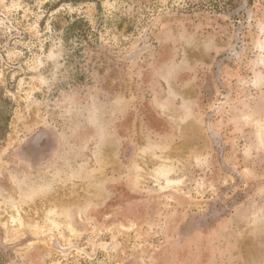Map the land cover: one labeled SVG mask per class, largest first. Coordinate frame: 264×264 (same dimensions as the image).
I'll return each instance as SVG.
<instances>
[{
	"label": "rangeland",
	"instance_id": "1",
	"mask_svg": "<svg viewBox=\"0 0 264 264\" xmlns=\"http://www.w3.org/2000/svg\"><path fill=\"white\" fill-rule=\"evenodd\" d=\"M0 97V264H264V0H0Z\"/></svg>",
	"mask_w": 264,
	"mask_h": 264
},
{
	"label": "trees",
	"instance_id": "2",
	"mask_svg": "<svg viewBox=\"0 0 264 264\" xmlns=\"http://www.w3.org/2000/svg\"><path fill=\"white\" fill-rule=\"evenodd\" d=\"M0 100L3 101V99H2L1 97H0ZM6 103H7V102H6ZM5 126H6V124H5ZM4 131H5V127H4V125L2 124V125L0 126V136H3Z\"/></svg>",
	"mask_w": 264,
	"mask_h": 264
},
{
	"label": "bare ground",
	"instance_id": "3",
	"mask_svg": "<svg viewBox=\"0 0 264 264\" xmlns=\"http://www.w3.org/2000/svg\"><path fill=\"white\" fill-rule=\"evenodd\" d=\"M101 150V149H100Z\"/></svg>",
	"mask_w": 264,
	"mask_h": 264
}]
</instances>
